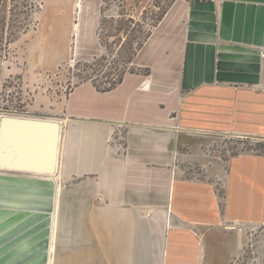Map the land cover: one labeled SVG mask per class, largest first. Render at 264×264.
<instances>
[{
	"label": "crops",
	"instance_id": "1",
	"mask_svg": "<svg viewBox=\"0 0 264 264\" xmlns=\"http://www.w3.org/2000/svg\"><path fill=\"white\" fill-rule=\"evenodd\" d=\"M134 64L53 116H0V264H208L209 228L264 225V154L182 174L198 137L264 138V0H178Z\"/></svg>",
	"mask_w": 264,
	"mask_h": 264
},
{
	"label": "rangeland",
	"instance_id": "2",
	"mask_svg": "<svg viewBox=\"0 0 264 264\" xmlns=\"http://www.w3.org/2000/svg\"><path fill=\"white\" fill-rule=\"evenodd\" d=\"M38 1L34 26L0 58V116L55 115L68 85L76 79V63H95L101 54L109 59L98 34L101 0ZM148 2L125 0L134 14ZM103 10V15H109L115 13L116 6L105 5ZM192 145L195 148L190 146L188 151L196 149V158L182 172L188 178L215 180L214 172L221 174L231 156L264 154V138L252 135L205 134L192 140ZM208 264H264V225L223 223L209 228Z\"/></svg>",
	"mask_w": 264,
	"mask_h": 264
},
{
	"label": "trees",
	"instance_id": "3",
	"mask_svg": "<svg viewBox=\"0 0 264 264\" xmlns=\"http://www.w3.org/2000/svg\"><path fill=\"white\" fill-rule=\"evenodd\" d=\"M176 1L149 0L138 14H134L125 0H101L98 34L109 59L106 54H101L95 63H76V79L68 85L66 95L88 81L97 91L105 92L120 84L128 72L148 75L150 68L138 71L134 59ZM184 1L192 5L196 0ZM112 4L116 6L115 13L103 15L105 5ZM39 8L38 0H0V58L7 56L12 45L34 26V15Z\"/></svg>",
	"mask_w": 264,
	"mask_h": 264
},
{
	"label": "water",
	"instance_id": "4",
	"mask_svg": "<svg viewBox=\"0 0 264 264\" xmlns=\"http://www.w3.org/2000/svg\"><path fill=\"white\" fill-rule=\"evenodd\" d=\"M2 117L4 118V117H7V116H2Z\"/></svg>",
	"mask_w": 264,
	"mask_h": 264
}]
</instances>
